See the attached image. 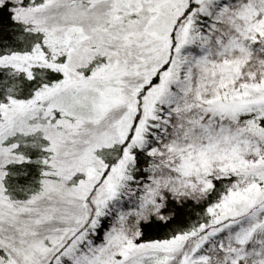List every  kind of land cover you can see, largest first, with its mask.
<instances>
[{
	"label": "snow or ice",
	"instance_id": "obj_1",
	"mask_svg": "<svg viewBox=\"0 0 264 264\" xmlns=\"http://www.w3.org/2000/svg\"><path fill=\"white\" fill-rule=\"evenodd\" d=\"M0 264H264V0H0Z\"/></svg>",
	"mask_w": 264,
	"mask_h": 264
}]
</instances>
